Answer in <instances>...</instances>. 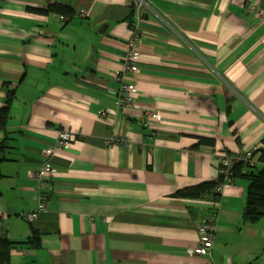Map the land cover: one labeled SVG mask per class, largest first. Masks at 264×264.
<instances>
[{
  "label": "crops",
  "instance_id": "0c3cea01",
  "mask_svg": "<svg viewBox=\"0 0 264 264\" xmlns=\"http://www.w3.org/2000/svg\"><path fill=\"white\" fill-rule=\"evenodd\" d=\"M146 1L137 13L134 0H0V238L35 230L41 243L10 264H264L247 178L218 199L179 196L218 182L222 158L264 166V0ZM56 3L74 17L44 13ZM135 23L137 73L124 71ZM123 84L133 107L118 106ZM61 131L76 137L68 150ZM212 215V252L193 255Z\"/></svg>",
  "mask_w": 264,
  "mask_h": 264
},
{
  "label": "built area",
  "instance_id": "2783aa9c",
  "mask_svg": "<svg viewBox=\"0 0 264 264\" xmlns=\"http://www.w3.org/2000/svg\"><path fill=\"white\" fill-rule=\"evenodd\" d=\"M134 11L137 13L142 12L147 7L145 0H134L133 2ZM258 18L264 17V7L259 9V12L257 13ZM133 34L128 42V50L124 55V71L126 72H133L137 73L139 72V53L137 50V43L140 41V34H139V26L137 24H133ZM135 93H136V86L129 85V84H123L121 86V99L118 103L119 107H133L135 106ZM102 116H106V113H102ZM76 137L68 132V131H61L58 136L57 140V149L58 150H68L71 148L72 143L75 141ZM115 143H124L125 141L118 139L112 140ZM54 155V151L51 149H47L44 152V156L46 158V161L43 164V167L41 170L36 172L34 174V177L39 182V187L42 192L45 191L46 185H47V178L48 176L53 172L52 167V157ZM254 152H247L243 156H239L231 158V157H225L221 159V173L224 175V184L221 185L218 188V192H222L223 188L226 184L231 183L233 181L232 178V168L235 164L241 161H249L253 159ZM46 197L42 195L41 197V205L40 210H45L46 208ZM36 214L32 213L27 216V220L30 223H33L36 219ZM217 232V223H216V217L215 215L210 216L209 218L205 219L200 227H199V233H200V242L199 245L193 249L192 254L196 256H208L211 254L213 245H214V238Z\"/></svg>",
  "mask_w": 264,
  "mask_h": 264
},
{
  "label": "trees",
  "instance_id": "16d2710c",
  "mask_svg": "<svg viewBox=\"0 0 264 264\" xmlns=\"http://www.w3.org/2000/svg\"><path fill=\"white\" fill-rule=\"evenodd\" d=\"M57 13L64 18L72 19L75 15V11L71 6L62 4H52L49 6L44 13ZM14 97L13 92L10 94L8 104ZM8 109L5 108L0 113V128H4L8 121ZM2 149V146H0ZM237 158L239 156H236ZM260 161L264 164V153L260 157ZM259 163H256L253 159L249 161H241L234 165L232 168V178L245 177L249 180L248 188V205L246 208V219L249 222H256L259 218L264 216V166L258 167ZM2 175L0 172V179ZM224 175L220 174L218 182H207L197 187L186 189L182 191L179 196L185 198H201L205 195H212L218 199L220 192L218 188L224 184ZM26 244L30 247L40 248V234L33 230L32 236L26 242H15L9 240L7 237L0 238V264H10L11 251L17 245Z\"/></svg>",
  "mask_w": 264,
  "mask_h": 264
},
{
  "label": "rangeland",
  "instance_id": "374dc122",
  "mask_svg": "<svg viewBox=\"0 0 264 264\" xmlns=\"http://www.w3.org/2000/svg\"><path fill=\"white\" fill-rule=\"evenodd\" d=\"M146 5L148 6V2L145 0Z\"/></svg>",
  "mask_w": 264,
  "mask_h": 264
},
{
  "label": "bare ground",
  "instance_id": "6f19581e",
  "mask_svg": "<svg viewBox=\"0 0 264 264\" xmlns=\"http://www.w3.org/2000/svg\"><path fill=\"white\" fill-rule=\"evenodd\" d=\"M56 149H57V144H56ZM253 157H254V155H253ZM253 160H254V158H253Z\"/></svg>",
  "mask_w": 264,
  "mask_h": 264
}]
</instances>
